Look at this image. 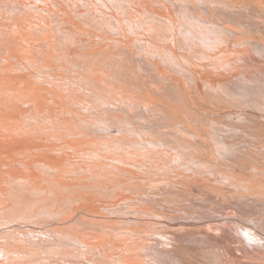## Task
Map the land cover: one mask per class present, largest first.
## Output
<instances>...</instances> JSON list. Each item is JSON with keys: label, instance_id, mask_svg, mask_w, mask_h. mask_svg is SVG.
<instances>
[{"label": "bare ground", "instance_id": "6f19581e", "mask_svg": "<svg viewBox=\"0 0 264 264\" xmlns=\"http://www.w3.org/2000/svg\"><path fill=\"white\" fill-rule=\"evenodd\" d=\"M253 9L0 0V264H264V148L220 146L186 90L264 113V69L224 41Z\"/></svg>", "mask_w": 264, "mask_h": 264}, {"label": "rangeland", "instance_id": "374dc122", "mask_svg": "<svg viewBox=\"0 0 264 264\" xmlns=\"http://www.w3.org/2000/svg\"><path fill=\"white\" fill-rule=\"evenodd\" d=\"M242 1L245 2L246 0H240V2H242ZM228 3L230 4L231 2H227V3H223V4L228 5ZM257 10L253 9V11H251L252 12L251 15L249 14V21L251 22L250 25H248V24L246 25L245 23H241V24H239V26H237L239 29V33H243V34L247 33L244 35H242V34H239V36L237 35L238 38L240 39L239 41H237L238 38L237 37L235 38V36L233 38H229V39L226 37H225L226 39L224 38L225 39L224 41H227V44L231 43V45L232 44H233V46L235 45V47L237 49H241V48H243V46L246 47V45H248L249 52H250L249 55H250V58L252 60L250 61V63H249V61H245L246 62L245 64L241 63V65H239V66H242L244 68L245 74H246V72H247V74L251 73L254 69L255 70L264 69V29H263V27H264L263 26L264 25V21H263L264 20V12L259 11V10L257 11ZM254 11H255V13H254ZM251 19H253V21H251ZM252 22H254V23H252ZM257 23H258V25H257ZM234 24H237V21L234 22ZM242 24L243 25L245 24V25L243 26ZM243 28H247V30L243 29ZM242 29L245 31H243ZM248 30H249V32H248ZM240 35H242L241 36L242 38L240 37ZM213 40L219 41L220 39L215 38ZM244 42H246V43H244ZM247 43H249V44H247ZM223 44H225V43H223ZM161 66H162V68L166 69V71H169V69L167 68V65L165 63H163ZM239 71L241 72V70H239ZM234 80H235L234 83H241L240 81H242V80H236V79H234ZM186 83H187L186 90H187V94L189 93L188 94L189 97L191 96L190 99H192L196 102L198 101V103L201 102L200 104H204V103L207 104L208 103L209 105H211V103H212V105H211L212 108H214L216 113H218L217 116L214 115L215 117H207L208 119L203 118L205 123L202 120V123H203L202 127L204 129H209L210 131H213V134H214V132H216L215 135H216L217 142L219 144L222 143V144L227 145L226 146V145L220 144V146H224V148H229V147L230 148L231 147H233V148H235V147L240 148L241 147L243 149L247 148V149H250V151L247 150L248 154H253L254 157L256 155H258L259 150H257V149L258 148H264V139H262V138H264V113H262L261 111L256 109V107L259 106V102H261L260 101L261 98H259L257 96L253 97V96L249 95L250 98L251 97L253 98V101L249 100L251 102L252 107L255 108V109L252 108L253 110L245 109V106H247V105H245L241 100L235 104V106L239 107L238 111H240V109H242L241 113L242 112L245 113L246 114L245 117L248 119L247 120L245 117L241 118L244 123H240L239 121H238L239 122L238 123L237 119L234 118L233 116L230 115V116H228L230 118H228L225 115V113H227L228 111L233 112V110H235V109H233V108H235V106L231 105L227 100L221 98L219 92L216 93V91L211 90L206 85H204L202 83H196L190 78L186 81ZM234 83L231 84V86L236 88L238 85H235ZM189 87H190V89H189ZM192 92H193L194 96H193ZM210 95H211V97H210ZM213 95H214V97H213ZM209 101H211V102H209ZM212 101H214V104ZM240 102H242V103H240ZM261 105L264 106V104H261ZM240 107H242V108H240ZM248 107L249 106H247V108ZM247 112H249V113H247ZM224 115L226 117H224ZM205 119H207L208 122ZM206 122L209 124H206ZM221 126H222V128H219ZM224 127L226 129H224ZM221 129H224V130H221ZM222 132H224V133L222 134ZM217 135H218V137H217ZM227 142L230 144V146ZM242 161L246 162L245 159H239L238 160V162H240V163ZM190 255L192 257H194V258H192L191 256H189V258L191 260L197 258V256H194L192 254H190ZM216 258L217 257H215L213 259V261ZM226 263H227V261L224 262V264H226ZM212 264H219V262H215Z\"/></svg>", "mask_w": 264, "mask_h": 264}]
</instances>
